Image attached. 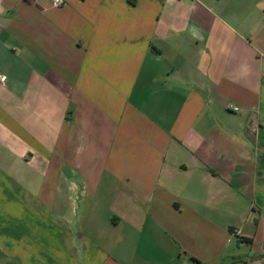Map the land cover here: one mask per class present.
I'll return each instance as SVG.
<instances>
[{
  "label": "crops",
  "instance_id": "obj_1",
  "mask_svg": "<svg viewBox=\"0 0 264 264\" xmlns=\"http://www.w3.org/2000/svg\"><path fill=\"white\" fill-rule=\"evenodd\" d=\"M0 264H264V0H0Z\"/></svg>",
  "mask_w": 264,
  "mask_h": 264
},
{
  "label": "built area",
  "instance_id": "obj_2",
  "mask_svg": "<svg viewBox=\"0 0 264 264\" xmlns=\"http://www.w3.org/2000/svg\"><path fill=\"white\" fill-rule=\"evenodd\" d=\"M54 1L58 3L60 2V0H54ZM6 80L7 77L4 74L0 73V83H4Z\"/></svg>",
  "mask_w": 264,
  "mask_h": 264
}]
</instances>
